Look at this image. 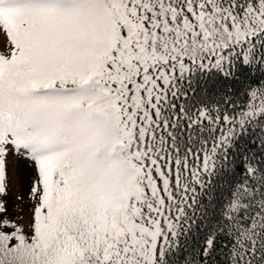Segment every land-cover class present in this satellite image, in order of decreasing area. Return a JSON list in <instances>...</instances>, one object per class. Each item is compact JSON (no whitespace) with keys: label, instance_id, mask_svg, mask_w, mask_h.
I'll use <instances>...</instances> for the list:
<instances>
[{"label":"snow or ice","instance_id":"obj_1","mask_svg":"<svg viewBox=\"0 0 264 264\" xmlns=\"http://www.w3.org/2000/svg\"><path fill=\"white\" fill-rule=\"evenodd\" d=\"M0 33V194L35 165L0 264H264V0H0Z\"/></svg>","mask_w":264,"mask_h":264},{"label":"rangeland","instance_id":"obj_2","mask_svg":"<svg viewBox=\"0 0 264 264\" xmlns=\"http://www.w3.org/2000/svg\"><path fill=\"white\" fill-rule=\"evenodd\" d=\"M6 43L5 35L0 33V51L5 50ZM6 174V193L0 194V202L5 204L7 216L23 225L27 231L33 209L29 188L35 175V165L26 153L9 154L6 158Z\"/></svg>","mask_w":264,"mask_h":264},{"label":"trees","instance_id":"obj_3","mask_svg":"<svg viewBox=\"0 0 264 264\" xmlns=\"http://www.w3.org/2000/svg\"><path fill=\"white\" fill-rule=\"evenodd\" d=\"M253 75L259 76V75H264V73L254 72ZM215 81H216L215 77H212V78L199 77L198 83L196 84V87L198 90H201L203 94L207 95L208 94L207 90L213 86ZM222 86L226 87L228 85H221L219 83H215V87H217V88H220ZM248 147L249 148H256V147H258V143L257 144L248 143ZM198 191H199V189H198ZM202 199L204 200L205 203H207V200L210 199V197H206V198L202 197ZM187 240H188L189 247H191L195 243V240H194L192 234H189V236L187 237Z\"/></svg>","mask_w":264,"mask_h":264}]
</instances>
